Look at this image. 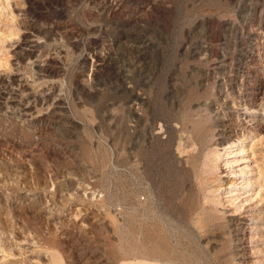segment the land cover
<instances>
[{"label": "rangeland", "instance_id": "1", "mask_svg": "<svg viewBox=\"0 0 264 264\" xmlns=\"http://www.w3.org/2000/svg\"><path fill=\"white\" fill-rule=\"evenodd\" d=\"M0 264H264V0H0Z\"/></svg>", "mask_w": 264, "mask_h": 264}, {"label": "bare ground", "instance_id": "2", "mask_svg": "<svg viewBox=\"0 0 264 264\" xmlns=\"http://www.w3.org/2000/svg\"><path fill=\"white\" fill-rule=\"evenodd\" d=\"M223 131V130H222ZM222 134V133H221ZM219 141V140H218ZM229 144V145H228ZM231 143H225V145H227L225 148L227 149H231L232 147H234L233 145H230ZM224 148V149H225ZM209 150V149H208ZM231 151V150H230ZM200 152V151H199ZM213 152V151H212ZM241 153V151H235V152H233V151H231V152H229L228 154H230V156L228 157V158H234V159H232V160H227V163H226V169H230V168H233L234 166H237V165H239V162H240V160L239 159H235L236 157H237V155H239ZM227 157V156H226ZM246 167V166H245ZM249 166H247L246 168H248ZM246 168H242V169H246ZM241 169V170H242ZM231 172V175L233 174V172L232 171H230ZM235 195H238L237 193H232L231 194V196H235ZM249 200V199H248ZM230 201H233V199L232 200H230ZM234 202V201H233Z\"/></svg>", "mask_w": 264, "mask_h": 264}]
</instances>
